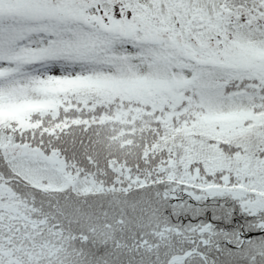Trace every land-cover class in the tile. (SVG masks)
I'll return each instance as SVG.
<instances>
[{
    "label": "snow or ice",
    "instance_id": "obj_1",
    "mask_svg": "<svg viewBox=\"0 0 264 264\" xmlns=\"http://www.w3.org/2000/svg\"><path fill=\"white\" fill-rule=\"evenodd\" d=\"M0 264H264V0H0Z\"/></svg>",
    "mask_w": 264,
    "mask_h": 264
}]
</instances>
